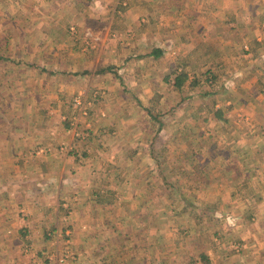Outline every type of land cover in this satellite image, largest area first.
Here are the masks:
<instances>
[{
  "label": "rangeland",
  "instance_id": "374dc122",
  "mask_svg": "<svg viewBox=\"0 0 264 264\" xmlns=\"http://www.w3.org/2000/svg\"><path fill=\"white\" fill-rule=\"evenodd\" d=\"M128 3L0 0V264H223L264 229V0Z\"/></svg>",
  "mask_w": 264,
  "mask_h": 264
},
{
  "label": "crops",
  "instance_id": "0c3cea01",
  "mask_svg": "<svg viewBox=\"0 0 264 264\" xmlns=\"http://www.w3.org/2000/svg\"><path fill=\"white\" fill-rule=\"evenodd\" d=\"M132 1L133 0H130V3ZM127 2L128 1L122 2V3L126 4ZM130 3H128L127 5H129ZM125 8L126 7H124V8H118L117 7V8H115V9H118L117 12H114L115 9L112 11L113 13H117V15H119V17L122 16L123 14H124V16H126V18L125 17L119 18L120 20L123 21V23H121L122 21H119L118 27L127 26L128 21L134 19L132 17V14L134 16V12L132 11V8L130 7L129 10H123ZM108 10H110V12H111V9H108ZM123 11H125V12H123ZM126 12H129L128 16L126 15L127 14ZM99 23H101V20H100ZM102 25L104 27H106L108 24L107 25L102 24ZM244 226H245V229L243 230V234L244 235H242V233L240 232V236H239L238 240L241 241V238H242V240L244 239V241L241 242V245L245 246V248L243 249V251L240 254L239 258L238 257L227 258V256L229 255L228 251L232 248V246L226 245L227 252L224 254V259H222V258L218 259V260H223V264H264V255H261L262 252L260 253V249H258L256 247V244H255L256 241H259L260 247L263 246L262 244H263V238H264V229L261 228V227H258V226L255 227L254 224H253V227H250L248 225H244ZM252 236H253V238L251 239V241H249V239ZM250 252L252 253V257L254 259H256V261H253V262H247L246 261V257L245 256L247 254H249ZM249 256L250 255H248L247 258H250ZM239 259H240V261H239ZM243 259L245 260V263H243Z\"/></svg>",
  "mask_w": 264,
  "mask_h": 264
},
{
  "label": "trees",
  "instance_id": "16d2710c",
  "mask_svg": "<svg viewBox=\"0 0 264 264\" xmlns=\"http://www.w3.org/2000/svg\"><path fill=\"white\" fill-rule=\"evenodd\" d=\"M156 52H158V51H156ZM105 68H107V67L101 68L98 72H102Z\"/></svg>",
  "mask_w": 264,
  "mask_h": 264
}]
</instances>
